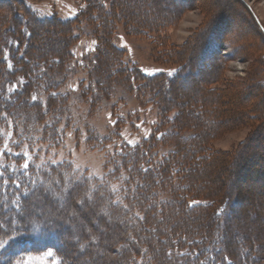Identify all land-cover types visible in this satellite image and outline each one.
I'll list each match as a JSON object with an SVG mask.
<instances>
[{
	"label": "trees",
	"instance_id": "trees-1",
	"mask_svg": "<svg viewBox=\"0 0 264 264\" xmlns=\"http://www.w3.org/2000/svg\"><path fill=\"white\" fill-rule=\"evenodd\" d=\"M13 1L0 0V4H2L0 7V125L4 126L6 131L12 130V132H14L15 121L21 120L26 125L25 118V122H27L25 115L19 118L14 117L17 111L28 109L31 105L35 107L40 105L39 98L36 101L32 100V96H37L36 91L28 94L29 89L44 88L42 92L47 96L46 104L49 102L47 104L49 107L53 106L51 104L53 101L64 102L66 94L60 88L62 89L67 81V75L71 73L70 66L73 64V55L70 47L73 41H76L80 36L79 31L74 27L77 25L79 17H87L79 14L74 19L62 21L56 16L41 18L36 13L29 12L28 20H22V25H24L22 33L14 39L9 31L10 28H13V24L9 25V22L12 23V16L16 14L8 8V4ZM130 1L139 3L140 0ZM160 1L166 2L158 0L157 3ZM81 2L87 5V9L92 6L96 11V15L88 16L86 20L97 43L91 59V62L95 63L93 72H104L105 84L108 81L111 82L115 77L122 76L128 81V83L123 82L124 88L128 92L132 89L136 97L140 98L148 94L149 101L151 99L153 104H157L159 107L161 105V108L166 106L170 109L169 112L164 108L159 111V125L154 130L152 137L143 141L138 147L132 149L123 146L119 152H116L113 168L109 177L107 176L108 181L105 180L109 189L112 185H116L119 189L118 193L108 191L106 195L115 199L119 194L123 202L129 204V208L126 209L105 203L106 211L111 217L120 219L119 228L121 230L114 235L116 240L114 253L120 255L121 263L119 264H237V256L242 264L243 262L264 264V247L262 245L264 237L255 235L253 239V236L241 235L237 241L232 240L234 233L231 223V221H237L240 217L242 219L254 211L255 200H261L264 195V191H262L264 182H261L263 185L260 186L262 188H259L261 190L254 193L249 192L254 187L250 186L251 184L246 182V179L239 178L244 181V188L235 182V178L240 176L239 172L242 170L246 176L248 173L254 174L258 168L264 169L263 163L258 165L252 162L249 165L248 160L242 159L246 153L247 142L250 141L252 135V141H257V143L264 141V106L255 105L256 98L254 99V97L256 95L250 99L251 104L247 100L248 95L251 94L248 91L251 90L258 91L261 94L259 98L262 99L264 95L262 82L253 78L245 83L236 82L228 84V87H224V89H215L212 85L219 81L218 75L199 81L204 85L203 97L197 101L195 99L190 101L191 111L195 114L193 117H187L182 111L184 108L187 110L188 103H185L184 107L180 103H176L175 99H178V95L171 93V84L177 85L180 80H186L190 74H204L207 72L205 70L207 66L196 67L192 57V59L177 61L179 65L173 68L170 72L171 75L166 72L144 75L137 68L128 67L126 63V69L121 67L124 71L123 74L122 72L114 74L121 63V50L115 49L111 45L114 27L121 21L124 22L127 32L136 36H145L148 21H138L140 24L136 25V16L140 13L144 14L146 8L137 9L127 6L123 0H82ZM105 3L110 4L108 9L103 6ZM25 12L27 11L25 10ZM173 16L166 19L163 17H159L160 19L150 18L149 22L158 26L157 30L163 31L175 20ZM129 22L134 26L131 27ZM47 28H50L51 33L47 31ZM41 29L44 30L41 31ZM40 31L43 34L47 32V34L54 35V38L51 41L48 39V41L53 42L54 46L60 45L59 52L52 56L41 54L43 49L40 50V48L43 45L47 48V41L46 44L38 45L31 42L35 38L38 41L43 39ZM160 44L163 45L164 42ZM170 54L173 59H178L182 55V53L174 54L172 51ZM198 56H201L200 52ZM198 56L195 60L198 59ZM185 61L187 64L189 63L187 67ZM4 74L11 76L4 78ZM14 80L26 82L20 90V94H17L15 89L10 91L12 94L8 96L6 84L12 81L10 85H14ZM212 81L215 83H210ZM81 88L79 87V96L84 99L89 89ZM53 92L56 93L54 97L50 95ZM167 94L173 96V100L166 98ZM215 100H219V103L216 104ZM228 101H231L240 110L238 114L250 123L246 122L245 125L251 129L249 137L241 142L231 154L211 152L208 142L222 134L223 129L217 124H213L210 129L202 117L206 115L205 112H208V117L215 120L217 116L226 113V110L221 108H226ZM93 102L96 103L94 99L90 98L91 105ZM222 104L225 106L222 107ZM15 108H17L16 112ZM228 114L237 117V114L235 115L233 112H228ZM30 115L38 118L37 110ZM8 122L13 125L9 127ZM25 135L24 133V138ZM3 141V134H0L1 145ZM91 141L93 142V140ZM166 142H172V147L165 152H160V144ZM95 143L96 141L93 142V144ZM226 159L230 162L231 176L227 180V189L220 191L219 188L211 186L212 181L207 176L210 175L209 173L219 170ZM8 161L9 159L6 163ZM0 163L2 162L0 161ZM6 163L5 167L0 168V172L5 173V176L0 179V185H2L3 179L12 177L21 185V190L18 191L15 185L10 183L3 191H0V223H4V228L0 230H6L7 234L16 241L31 239L34 243L35 241L40 242L42 250L54 251L57 256H61L60 260L63 263L64 256L69 257L68 251L73 247L72 243L65 242V229L52 228V225L43 224L42 220L34 222L30 217L21 218L20 215L22 208L27 206L25 201L35 200L31 190L40 187L41 181L48 182L52 177H56L57 172L54 169L57 166H53L51 172L40 171V173L28 177L15 165L10 163L6 165ZM202 177L207 178L202 179ZM30 179H35L37 184L27 183ZM97 181L95 179L92 182ZM125 189L129 192L127 196L123 195ZM132 189H137V193L133 194ZM24 190L29 191L26 194ZM77 190L80 195L72 196L74 202L82 196V189L74 191ZM13 199L18 201L20 208L11 203ZM194 201L196 203H193ZM5 205L7 206L5 207ZM189 205L192 206L189 207ZM76 208H80L79 205ZM217 212H220L219 216H217ZM136 213H140V215L138 216ZM141 216L146 219H141ZM5 217L7 220L4 219ZM13 217L16 219L15 225L10 223ZM256 220L253 217L249 221L254 223ZM33 223L35 227H32ZM30 243L29 248L33 251V245ZM38 245L35 244L39 247ZM57 249L60 251L57 252Z\"/></svg>",
	"mask_w": 264,
	"mask_h": 264
},
{
	"label": "rangeland",
	"instance_id": "rangeland-1",
	"mask_svg": "<svg viewBox=\"0 0 264 264\" xmlns=\"http://www.w3.org/2000/svg\"><path fill=\"white\" fill-rule=\"evenodd\" d=\"M81 1L14 0L8 4V8L12 9L13 13L16 14L12 16V23L9 22V25L13 24V28L9 30L10 34L12 33V36L16 39L22 33L24 28L22 20H28L29 12L31 14L36 13L41 18L56 16L62 21L74 19L79 14L87 17L96 15V11L92 6L87 9V5ZM157 1L140 0L139 3L135 1L133 3L130 0H123V3L127 6L137 9L146 8L144 14H137L136 25L140 24L138 21L147 20L148 26L145 29L147 33L145 36H136L131 32H127L124 22L120 21L115 25L111 35V45L115 49L121 50V63L118 70L114 67L117 70H113L115 71L114 74L118 72L123 74L124 71L122 69H126L127 66L137 68L148 76L161 72L170 73L173 68L179 65V60L183 61L193 57L194 65L196 67L207 66V69L204 68L207 72L199 75L190 74L186 80H180L177 85L171 84V93L178 95V99H175L176 103H180L183 107L185 103H188V106H186L187 110L185 108L184 110L182 109L183 114L187 117H193V114H195V112L191 111L190 101L192 99L197 101L203 97L204 85L199 81L218 75L219 81L217 83L215 81L210 82L215 83L212 85L215 89H224V87H228V84L236 82L245 83L253 78L260 81V83L262 82L261 84L264 86V0H164L166 2L160 1L159 3ZM81 5H84V7H81ZM105 5H107V9L110 6L109 3H105L103 6ZM171 16L175 20L163 31L157 30L158 26L149 22L150 18L163 17L166 19ZM87 17H79L77 25L74 27L75 30L79 31L80 36L76 41H73L70 47L73 55V64L71 63L72 65L70 66L71 73L67 75V81L62 89L60 88L66 94L64 102L57 103L53 101L51 103L53 106L49 107L47 105L49 102L46 104L47 96L42 92L44 88L29 89L28 94L36 91V97L40 100L39 107L31 105V107L23 111H17V108L14 109L15 112L17 111L14 117L19 118L25 115L27 122H25L24 118V123L27 126L21 120L15 121V124H12L14 131L12 132V130L6 131V128L0 125V134H3L4 138L0 148L6 142L13 152H20L22 148L27 146V150L32 156L31 160L28 161L29 168L27 170L20 168V165L27 159L26 157L5 155L0 157V161L5 164L7 159H9L8 163L15 165L21 172L27 171L28 177L38 174L40 171L44 173L51 172L55 165L45 163V161L49 160V158L60 159L63 156L68 157L72 161L73 168L79 165L86 175L96 173L92 177L93 180H98L101 176L106 180L107 176L109 177V170L113 168L116 152H119L123 146H128L132 149L138 147L143 141L152 137L154 130L159 125V111L163 108L167 112L170 111L166 106L161 108V105L159 107V105L153 104L151 99L149 101L150 97L148 94L140 98L136 97L134 90L131 89L128 92L123 84V82L128 83V81L122 76L115 77L111 82L108 81L105 84L103 79L105 76L103 75L104 72H98L100 75L97 72H93L95 63H92L91 59L97 43L90 32V26L86 22ZM128 24L131 27L134 26L130 22ZM43 30L41 29V31ZM41 31L40 33L43 35L41 41L36 40V38L31 40L35 45L46 44L47 41L48 47L46 48L43 45L40 48V50L43 49L41 54L52 56L59 52L60 45L54 46L53 42L50 43L54 38V35L50 34V28H47V31L50 32L49 34L47 32L43 34ZM161 42H164V44L161 45ZM171 51L177 55L182 53V55L178 59H173L170 54ZM199 52L200 57L198 56ZM197 56L198 59L195 60ZM186 62L185 66L187 67L189 63L187 64ZM125 63L127 66H125ZM5 76L9 77L11 75L4 74L3 77L5 78ZM13 82H15L14 85H10L12 81L6 84V94L8 96L12 94L8 89H16V93L20 94L19 92L26 81L18 80L17 82V80H14ZM85 85L88 87L85 88ZM79 87H82L81 89H89L84 99L79 96ZM248 92L251 93L248 95V103L251 104L250 99L253 95H256L254 97V99L256 98L255 105H258V107L264 106V95L260 100L261 94L258 91L251 90ZM165 97L173 100L171 95L167 94ZM90 98L94 99L96 103L93 102V105H91ZM219 100H215L216 104L219 103ZM224 106L222 104V107ZM221 109L226 110V113L224 112L217 116L215 120H211V117H208V112H205L206 115L202 119L210 129L213 124H217L223 129L222 134L208 142L211 152H227L231 154L241 142L249 137L251 129L245 125L250 123L238 114L240 110L231 101L226 103V108ZM36 110L38 118L30 115ZM228 112L237 114V117L231 116ZM62 125L63 127H61ZM54 129H59V131H53ZM8 132L12 133L11 137L6 135ZM24 133L26 134L25 138ZM85 133L91 138L85 139ZM186 134L189 135L190 133ZM252 139L253 135L250 141L247 142L246 153H244L242 159L248 160L249 165L252 162L258 165L264 164V141L257 143V141H252ZM91 140L93 142L96 141V143L93 144ZM13 141H16V143H13ZM128 141H133V143L129 144ZM171 143L160 144V152H165L172 147ZM38 164L43 166L38 169L36 168ZM221 166L219 170H215L207 176L212 181L211 186L219 188L220 191L227 189V180L231 176L228 159ZM242 171L239 172L240 176L235 178V182H238L237 184L244 188V181L239 180L242 177L243 180L246 179L245 181L251 184L250 186L253 185L254 187L249 192L260 191L261 189L259 188H262L260 186H263L261 182H264V169L260 170L258 168V171L254 174L248 173L246 176ZM204 178L202 177V179ZM246 191L248 192V190ZM75 195H80L78 190H73L72 196ZM60 203L57 201L56 206L51 209L53 216L60 217V219H55L49 223L44 222L47 218L46 215H33L30 219L34 222L42 220L43 224L52 225V228L65 229V242L72 243L73 247L68 251L69 257L62 254L65 259L63 263L60 260L61 256H57L54 251V255L48 257L47 252L49 249L42 250L43 247H41L40 242L35 241L34 243L31 239L26 241L13 240L8 234H4L6 230H0V241L7 242L4 248H0V256L9 258L10 264H54V262L55 264L121 263L120 255L114 253L116 249L114 235L121 230L119 228L120 219L112 218L116 231L109 229L106 236L100 237L97 246L87 250L80 256H72L70 253L76 252L77 246L72 238L71 229L63 224V219H66V212L75 211L83 227L92 229L93 232L97 231L96 223H93V220L95 219L100 224V227L103 228L108 227L106 223L108 217L103 214L100 217L94 216V212L99 210V206L93 209L85 204L83 206L79 205L80 208L77 209L76 206L78 204L74 202L73 198L69 199L66 210L60 208ZM104 208L106 211V205H104ZM38 212L39 208H37ZM47 212L48 209L45 208V213L47 214ZM253 217L257 219L254 223L249 221ZM231 223L232 232L234 233L232 240L237 241L241 235L253 236V239L255 235H261L263 238L264 195L261 200H255L254 211L246 215V217H242V219L240 217L237 221H231ZM32 227H35L34 223ZM6 229L8 230V228ZM29 243L33 245V251L30 250ZM35 244H39V247L35 246ZM262 245L264 247V243ZM0 264H4V262L0 260Z\"/></svg>",
	"mask_w": 264,
	"mask_h": 264
},
{
	"label": "snow or ice",
	"instance_id": "snow-or-ice-1",
	"mask_svg": "<svg viewBox=\"0 0 264 264\" xmlns=\"http://www.w3.org/2000/svg\"><path fill=\"white\" fill-rule=\"evenodd\" d=\"M81 7H84V5H81ZM107 7V5H105ZM171 75V73H169ZM88 86L85 85V88ZM14 89H9V91H13ZM51 96H56V93L53 92L50 94ZM32 100L36 101L37 97L32 96ZM6 119V117H5ZM9 126H10V122ZM115 123V122H113ZM63 127V125L61 126ZM139 127V125H137ZM53 131H59V129H54ZM8 137H11L12 133L8 132L6 133ZM85 139H90L86 133L84 134ZM13 143H16V141H13ZM129 144H132L133 141H128ZM5 155H12V156H22L26 157L24 163L20 165V168L27 170L29 168L28 161L31 160L32 156L30 155L29 151L27 150V146L21 149L20 152H13L12 149L9 147L8 143H4L3 147L0 148V157H3ZM45 163H50L51 165H56L57 167L54 169V171L57 172L56 177H52L50 180H48L47 183L44 181L40 182V187H37L33 190H31V194L35 197L34 201H25L26 207H23L21 210V218L25 217H31L33 215L38 216H45V223H49L51 221H54L55 219H60V217L53 216L51 209L56 206L57 201L60 203V208L65 209L67 208L69 199L72 198L73 190L75 189H82V196L75 200V203L78 205H90L93 209H95L97 206H99V210L94 212L95 217H100L101 214L104 216H107V225L108 227H100V224L94 219L93 223H96L97 231L93 232L92 229H86L83 227V224L81 221L78 220V215L75 211L72 212H66V219H63V224L67 225L72 232V238L75 241V245L77 246V251L70 253L72 256H80L84 254L87 250L94 248L98 245L100 237L106 236L109 232V229L116 231L115 223L111 217V215L105 211L104 205L105 203L111 204V205H118L122 208H129V204L124 203L121 199L120 195L117 194L116 198L113 199L110 195H106V192L110 191L111 193H118L119 189L116 185H112L111 188H108V185L105 183V179L103 176L98 179L97 182H92V177L96 175V173H89L85 174L83 170L80 169L79 165H77L75 168L72 167V161L68 157H61L60 159H52L49 158V160L45 161ZM43 165L38 164L36 165V168H41ZM5 167L3 163H0V168ZM67 169L68 171H66ZM111 171V169L109 170ZM147 171V169H145ZM79 173V174H76ZM24 175L27 176L28 172L24 171ZM5 176L4 172H0V179H2ZM15 185V188L19 191L21 190V185L17 183L16 179H13L12 177H8L7 179H3L2 185H0V191H3L5 187H7L9 184ZM27 183H31L33 185L37 184V181L35 179H30L27 181ZM42 189V190H41ZM25 193L29 190H24ZM137 189H132V193L136 194ZM123 195L127 196L129 195V192L127 189L124 190ZM137 195V199H138ZM12 204L16 205L17 208H20V204L16 199H13L11 201ZM193 203H196L195 201ZM7 205H5L6 207ZM192 205H189L191 207ZM37 208H39V212L37 213ZM45 208L48 209L47 214L45 213ZM223 211V210H221ZM136 215H140V213H136ZM220 215V212H217V216ZM7 220V217L4 218ZM141 219H146V217L141 216ZM12 225L16 224V219L13 217L10 221ZM4 228V223H0V229ZM7 235V232L4 233ZM6 241H0V248H4L6 245ZM60 250L57 249V252ZM54 255L53 251L49 250L47 252L48 257H52ZM182 255V254H181ZM227 259V257H225ZM0 260L4 262V264H10L9 258L0 256ZM237 264H242L240 261L239 256L236 257ZM55 264V262H54ZM243 264H247V262H243Z\"/></svg>",
	"mask_w": 264,
	"mask_h": 264
},
{
	"label": "bare ground",
	"instance_id": "bare-ground-1",
	"mask_svg": "<svg viewBox=\"0 0 264 264\" xmlns=\"http://www.w3.org/2000/svg\"><path fill=\"white\" fill-rule=\"evenodd\" d=\"M230 5V4H229Z\"/></svg>",
	"mask_w": 264,
	"mask_h": 264
}]
</instances>
